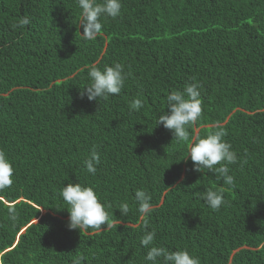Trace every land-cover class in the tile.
<instances>
[{"label":"trees","instance_id":"1","mask_svg":"<svg viewBox=\"0 0 264 264\" xmlns=\"http://www.w3.org/2000/svg\"><path fill=\"white\" fill-rule=\"evenodd\" d=\"M80 12L77 0H0V149L14 166L0 192V264H146L140 239L152 229L154 246L200 264H264V0H122L95 40L82 38ZM117 62L119 95L81 96L90 66ZM193 82L202 114L177 142L156 121L167 95ZM136 98L144 106L130 110ZM219 128L238 157L231 186L186 156ZM69 182L94 187L111 228L69 229L59 195ZM221 188L219 210L198 196ZM137 189L151 197L147 216Z\"/></svg>","mask_w":264,"mask_h":264},{"label":"clouds","instance_id":"2","mask_svg":"<svg viewBox=\"0 0 264 264\" xmlns=\"http://www.w3.org/2000/svg\"><path fill=\"white\" fill-rule=\"evenodd\" d=\"M77 4L81 9L79 25L83 27L81 36L84 40H95L102 32L101 17L107 16L114 19L120 15L122 8V0H77ZM29 23L30 20L27 17L19 21L20 26H26ZM88 77L90 83L82 89L81 96L86 95L89 101L99 102L121 93L126 73L124 66L117 62L111 66L105 65L103 69L95 65L90 66ZM202 87L198 82H193L186 85L183 91L176 90L167 95L166 105L169 111L158 116L156 125L162 124L164 128L171 130L177 142L189 140L186 126L195 123L202 114ZM143 106V100L136 98L131 102L130 110L139 111ZM226 135V130L219 128L203 138L192 140L188 144L186 156L190 155L194 171L218 173L224 183L231 186L234 184V178L229 175L228 165L237 163L238 157L232 150L231 144L224 140ZM99 162L100 156L93 150L91 157L85 161L87 172L95 175ZM13 175V162L0 149V192L12 186ZM59 195L67 205L65 208L69 212L67 225L69 229H79L80 232L93 229L100 232L113 226L106 205L101 202L93 186L69 182L60 190ZM198 196L212 210H219L225 203L222 188L208 189L199 193ZM135 200L138 203V211L143 216L152 212L151 197L146 191L137 189ZM118 209L124 216L130 211L128 203L120 204ZM8 212L9 219L15 222L17 220L16 209L9 207ZM102 225L106 227L102 228ZM147 227L145 224V228ZM155 239V229L146 231L140 239V244L149 249L144 257L146 264L148 262L156 264L158 259L160 264H200L199 258L190 254L186 249L169 251L166 248L154 246ZM74 264H80L79 257Z\"/></svg>","mask_w":264,"mask_h":264}]
</instances>
